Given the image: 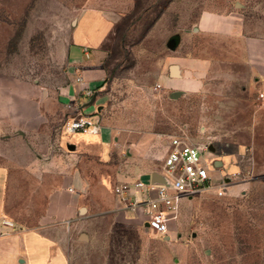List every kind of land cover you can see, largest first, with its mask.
Here are the masks:
<instances>
[{
  "label": "rangeland",
  "instance_id": "obj_1",
  "mask_svg": "<svg viewBox=\"0 0 264 264\" xmlns=\"http://www.w3.org/2000/svg\"><path fill=\"white\" fill-rule=\"evenodd\" d=\"M91 12L106 21L95 113L124 150L84 164L76 218L48 234L64 264H264V0H0V78L64 85L68 43ZM173 136L204 147L214 177L239 174L221 197L181 199L160 236L114 187L134 138Z\"/></svg>",
  "mask_w": 264,
  "mask_h": 264
},
{
  "label": "crops",
  "instance_id": "obj_2",
  "mask_svg": "<svg viewBox=\"0 0 264 264\" xmlns=\"http://www.w3.org/2000/svg\"><path fill=\"white\" fill-rule=\"evenodd\" d=\"M87 18L68 43L64 85L50 89L32 81L0 78V214L17 227L0 233V264H64L62 248L48 234L64 223L71 226L76 218L79 192L83 186L89 189L84 164L89 158L105 162L113 152L120 155L124 150L121 138L100 124L95 113L100 108L96 91L105 73L101 55L92 49L104 40L106 21L92 12ZM80 115L98 123V131L65 133L64 123ZM126 148L127 173L116 179L128 185L131 201L142 198L132 183L156 180L168 146L152 137L134 138ZM98 177L103 187L111 188L114 178Z\"/></svg>",
  "mask_w": 264,
  "mask_h": 264
},
{
  "label": "built area",
  "instance_id": "obj_3",
  "mask_svg": "<svg viewBox=\"0 0 264 264\" xmlns=\"http://www.w3.org/2000/svg\"><path fill=\"white\" fill-rule=\"evenodd\" d=\"M81 82L80 78L76 79ZM67 134L96 133L98 123L87 116H77L64 123ZM168 150L163 157L162 171L156 173L162 179L161 183H132L136 191H140L142 198H128L129 187L119 184L114 187V193L121 197L126 207L139 220L140 225L148 232L165 236L169 232L170 224L176 219L181 199H193L207 192L218 197L225 195L233 177L239 173L214 177L218 162L206 156V149L182 137H169L164 140ZM229 182V183H228ZM147 224L146 227L144 225ZM13 220L0 214V233H9L16 230Z\"/></svg>",
  "mask_w": 264,
  "mask_h": 264
},
{
  "label": "water",
  "instance_id": "obj_4",
  "mask_svg": "<svg viewBox=\"0 0 264 264\" xmlns=\"http://www.w3.org/2000/svg\"><path fill=\"white\" fill-rule=\"evenodd\" d=\"M169 73H170L171 77H174V78H175V77H178V70H177V67L174 66V65L170 66V68H169ZM178 95H179L178 93H173V94L171 95V98H172V99H175ZM153 182H155V183H161V182H162V179H161V177H160L159 175L156 174V180H154ZM80 212L83 213V212H84V209L82 208V209L80 210ZM146 226H147V224L144 225V227H146Z\"/></svg>",
  "mask_w": 264,
  "mask_h": 264
}]
</instances>
